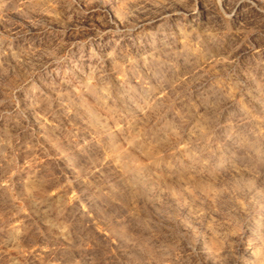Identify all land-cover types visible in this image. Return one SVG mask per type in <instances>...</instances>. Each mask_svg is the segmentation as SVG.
Returning <instances> with one entry per match:
<instances>
[{
  "label": "rangeland",
  "instance_id": "obj_1",
  "mask_svg": "<svg viewBox=\"0 0 264 264\" xmlns=\"http://www.w3.org/2000/svg\"><path fill=\"white\" fill-rule=\"evenodd\" d=\"M258 260L264 0H0V264Z\"/></svg>",
  "mask_w": 264,
  "mask_h": 264
},
{
  "label": "bare ground",
  "instance_id": "obj_2",
  "mask_svg": "<svg viewBox=\"0 0 264 264\" xmlns=\"http://www.w3.org/2000/svg\"><path fill=\"white\" fill-rule=\"evenodd\" d=\"M230 5V4H229ZM252 249V248H251ZM245 251H248V249H245ZM256 258V257H255ZM249 264V263H248ZM254 264H264V260H258L256 261V263L254 262Z\"/></svg>",
  "mask_w": 264,
  "mask_h": 264
}]
</instances>
